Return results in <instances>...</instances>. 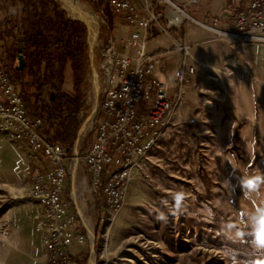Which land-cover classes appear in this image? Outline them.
<instances>
[{
  "label": "rangeland",
  "instance_id": "obj_1",
  "mask_svg": "<svg viewBox=\"0 0 264 264\" xmlns=\"http://www.w3.org/2000/svg\"><path fill=\"white\" fill-rule=\"evenodd\" d=\"M54 2L64 8L57 0H53V8L58 7ZM81 2L85 11L100 22L94 49V67L100 74L97 56L114 27H109L105 11L99 13L92 4ZM195 6L190 12L195 13ZM116 16L119 21L120 16ZM104 24L109 27L106 32L102 30ZM192 25L193 21L185 18L184 25L171 33L186 45L184 35ZM216 39L233 45V51L223 52L229 53L231 59L223 64L197 61L196 78L183 84L182 98L163 138L133 171L124 205L109 209L100 194L91 191L90 181L88 186L79 185L78 204L85 217L92 220L91 228L96 230L99 220L103 224L102 247L97 251L95 245L96 264H254L264 260V251L255 250L251 243L253 214L257 206L264 207V186L248 197L243 187L250 175L264 174V91L260 89L264 43L238 41L218 34ZM171 42L169 34L157 27L147 44L149 49L165 48L176 57H184L183 50H172ZM0 52L6 56L1 47ZM215 54L217 58L222 55ZM159 74L167 77L161 69ZM89 81L80 128L82 131L89 124L83 129L87 145L95 136L100 118L101 95L96 91L92 64ZM58 87L57 79L48 80L44 97L50 98ZM62 88L72 91V75H67ZM6 139L0 144L1 150L14 144ZM82 174L91 180L87 171ZM30 189L24 170L13 183L11 198L0 187V264H48L40 234L34 229V218L40 210L36 211L38 205L30 198ZM179 192L185 194V200L181 211L172 215L173 197ZM160 213L167 219L158 220ZM82 221L88 239L80 247L77 264H91L93 234L85 219ZM3 227H8V235L2 232ZM240 231L245 233L243 238L237 235ZM29 235L36 249L27 252V263L14 256L9 258L3 248L4 238L13 240V253L17 255L24 248L14 244L15 240Z\"/></svg>",
  "mask_w": 264,
  "mask_h": 264
},
{
  "label": "built area",
  "instance_id": "obj_2",
  "mask_svg": "<svg viewBox=\"0 0 264 264\" xmlns=\"http://www.w3.org/2000/svg\"><path fill=\"white\" fill-rule=\"evenodd\" d=\"M109 1L113 13L122 16L130 29L121 39L123 45L112 34L103 47L101 75L93 66L95 83L101 79L97 91L101 95L100 118L91 144L84 149L79 146L73 155L43 134V117L29 113L8 71L6 56L0 52V133L28 147L29 196L42 206L35 217L36 230L48 264H77L80 247L88 239L68 189L69 171L75 173L81 166L88 169L91 191L100 194L109 209H119L127 200L133 171L160 143L173 120L182 86L197 69L188 61L191 45L174 38L172 29L189 18L220 37L264 43V0H250L239 7L232 29L196 19L174 0ZM157 27L172 38V49L184 51L182 64L165 80L156 74L161 58L147 44ZM2 232L7 234L8 229L3 227Z\"/></svg>",
  "mask_w": 264,
  "mask_h": 264
},
{
  "label": "trees",
  "instance_id": "obj_3",
  "mask_svg": "<svg viewBox=\"0 0 264 264\" xmlns=\"http://www.w3.org/2000/svg\"><path fill=\"white\" fill-rule=\"evenodd\" d=\"M85 1L97 12L105 11L109 27L114 26L116 15L109 0ZM52 2L0 0V47L6 54L8 71L16 81L29 113L43 117V134L49 140L61 143L67 153L73 155L91 86L89 30L86 24L70 17L65 7L60 8L54 2L58 7L53 8ZM102 5L105 8H101ZM109 27L104 24L102 30L106 32ZM20 52L25 58L22 69L19 68ZM100 59L101 50L97 56L99 64ZM68 64L73 71L72 91L62 88ZM54 79L58 80L59 87L46 99L45 86L48 80ZM86 143V140L81 143L82 149L86 148ZM97 208L100 212L98 205ZM96 230L95 245L99 251L103 240L100 220Z\"/></svg>",
  "mask_w": 264,
  "mask_h": 264
},
{
  "label": "crops",
  "instance_id": "obj_4",
  "mask_svg": "<svg viewBox=\"0 0 264 264\" xmlns=\"http://www.w3.org/2000/svg\"><path fill=\"white\" fill-rule=\"evenodd\" d=\"M179 5H182L184 7H187L188 11L190 12V9L193 5H196L193 7L194 12L192 13V16H194L196 19L203 21L205 23H208L210 25H215L219 28L224 29H232L234 26V17L239 7L246 5L250 0H200L199 2H192L191 0H174ZM165 7V6H164ZM117 17V16H116ZM120 16V20L115 18V24L113 34L118 37L119 44L123 45L121 42L122 37L126 34V32L130 29V26L126 23L125 19ZM118 21V22H116ZM185 23V19L183 20L181 26H183ZM116 25V27H115ZM178 26L175 27L172 30H178ZM217 33L214 31L196 23L193 21V25L190 28L189 33L184 35V43L186 45H191L190 48V58L189 62L191 64H194L196 66V69L198 67L197 61L205 62L207 64H223L226 61H229L231 59V56L229 53L224 54L223 52H230L233 51V45L227 43L225 40H218L216 39ZM174 38L178 39L174 36ZM179 40V39H178ZM213 40L212 43L206 44V41ZM180 41V40H179ZM172 43V42H171ZM153 52H157L158 55L161 58V64L157 67L156 74L157 76L165 80L169 77V75L177 69L184 57H176L170 53L169 50L165 48H154L150 49ZM173 50V49H172ZM215 53L222 54L219 58H217ZM166 57L165 61H163V58ZM262 71L260 76V89L261 91H264V62L261 63ZM159 69L161 71H164L167 74V77L163 78L159 74ZM72 75L73 79V71L70 64L67 65L65 70V80L67 79V75ZM196 74L191 76L188 80L189 82L192 80H195ZM49 99V98H48ZM0 133V144L5 142L7 137L4 138ZM14 142V141H12ZM89 143L86 148L90 145ZM22 146L24 148H22ZM29 150L25 143H17L14 142V144H10L9 148L7 149H0V187L4 188V193H8V197L11 198V192H12V186L14 181L20 176L21 172L24 170L25 178L26 177V169L29 165ZM88 174V169H85L83 167H78L75 173H72L69 171V175L71 174V180L69 182V175H68V184H70V193L75 198L76 204H77V210L78 206H80L78 203L77 195L79 193V185L80 184H86L89 185V178H86L82 176L84 172ZM31 183V181H30ZM69 186V185H68ZM20 193H23L22 190H17ZM38 208L37 210H40L39 213L42 210V206L37 201H34ZM29 204V203H28ZM25 208H28V206L25 204L23 205ZM38 213V214H39ZM37 215V214H36ZM35 215V217H36ZM8 229V227H7ZM26 229V228H25ZM34 229L36 230V219L34 218ZM38 233V232H37ZM9 234L8 233L5 235ZM41 238V235H40ZM14 244H20L22 248H24V252L15 255L13 253V240L9 238H4V251L7 253L9 258L12 256L19 258L21 261L23 260L25 263H27V252H34L35 243L31 235L27 237H22L20 240H15ZM41 246L44 250V254L46 257L45 248L42 242L41 238ZM36 249V248H35ZM47 259V258H46Z\"/></svg>",
  "mask_w": 264,
  "mask_h": 264
},
{
  "label": "clouds",
  "instance_id": "obj_5",
  "mask_svg": "<svg viewBox=\"0 0 264 264\" xmlns=\"http://www.w3.org/2000/svg\"><path fill=\"white\" fill-rule=\"evenodd\" d=\"M264 186V174L250 175L243 181V187L247 189L245 197H248L251 193L257 192ZM175 201L174 208L172 209V215H176L181 211L183 202L185 200V194L183 192L176 193L173 197ZM158 220H166L167 217L160 213L157 217ZM254 226L252 231L253 239L251 241L255 250L264 251V207L257 206L253 214ZM241 238L245 236L243 231L237 233ZM233 264H238L234 261ZM254 264H264V260H256Z\"/></svg>",
  "mask_w": 264,
  "mask_h": 264
},
{
  "label": "water",
  "instance_id": "obj_6",
  "mask_svg": "<svg viewBox=\"0 0 264 264\" xmlns=\"http://www.w3.org/2000/svg\"><path fill=\"white\" fill-rule=\"evenodd\" d=\"M74 19H77L81 22H83L84 24L87 25L88 27V30H89V44H90V53H91V64L94 66V60H95V57H94V49H95V44H96V39H93L92 38V35H93V24L91 22V16H87V18H74ZM97 23H98V29H97V36L99 34V29H100V22L98 20H96ZM96 36V38H97ZM18 58H19V62H20V66L19 68L22 69L24 67V64H25V58L23 56V53L20 52L19 55H18ZM96 109H97V106H96ZM90 120V117L87 119L86 123ZM87 134L83 133V129L81 131H79V135H78V138H77V141H76V145H75V150H78L80 144L85 140V137H86ZM78 212H79V215L81 216V218L84 220V217H85V214L82 210V208L80 206H78ZM89 229V232L93 234V242H92V247H91V257H90V260H92L93 256L96 257V250H95V244H96V230L94 228H90L88 227ZM95 264H96V259H95Z\"/></svg>",
  "mask_w": 264,
  "mask_h": 264
},
{
  "label": "bare ground",
  "instance_id": "obj_7",
  "mask_svg": "<svg viewBox=\"0 0 264 264\" xmlns=\"http://www.w3.org/2000/svg\"><path fill=\"white\" fill-rule=\"evenodd\" d=\"M59 3H61L69 12V16L72 18H87L89 15L81 2V0H57ZM90 16V15H89ZM91 22L93 24V35L92 38L96 39L97 36V29H98V23L95 18L91 17ZM99 89V84L96 83V91ZM89 124H85L84 130L88 128ZM86 224L91 228L92 227V220L89 217H84ZM96 257L93 256L91 260V264H95Z\"/></svg>",
  "mask_w": 264,
  "mask_h": 264
}]
</instances>
